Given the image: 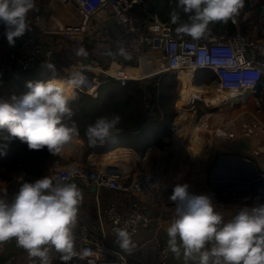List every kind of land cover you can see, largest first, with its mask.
I'll list each match as a JSON object with an SVG mask.
<instances>
[{"label":"built area","instance_id":"1","mask_svg":"<svg viewBox=\"0 0 264 264\" xmlns=\"http://www.w3.org/2000/svg\"><path fill=\"white\" fill-rule=\"evenodd\" d=\"M56 4L55 11L38 13L35 20L45 34H54L70 42L85 40L104 42L113 45L110 66L104 67L98 60L78 62L67 71L69 78L73 73H80L85 83L74 88L75 98L89 95L97 99L99 90L109 80L126 86L129 81L152 80L166 75L189 74L193 84L199 73L213 75L215 87L208 86L205 91L218 90L233 94L226 105H231L243 97L252 96L258 101L264 86V6L263 17L245 36L240 31L231 36L217 35L211 31L199 38L179 33L171 24L162 22L157 13L149 14L148 19L140 23L132 16V11L145 5L144 0H51ZM147 9L149 5H146ZM243 8L234 24L238 29L241 24ZM248 16V15H247ZM244 17V20L246 17ZM124 49L130 58L119 54ZM55 58L54 49L48 47L33 34L22 37L5 55H0V84L9 76L18 77L33 70L40 62L48 63ZM118 66L110 72L112 65ZM138 68L146 72L143 76H129L127 68ZM67 80V79H66ZM179 83H181L178 80ZM225 105V106H226ZM177 121L172 123V139L183 134ZM251 134L247 128L245 133ZM232 132L223 127H216L213 135L217 139H237L243 133ZM240 135V136H239ZM76 140H78L76 138ZM78 149H70L78 156L83 152V143ZM68 147V148H69ZM126 152L130 153V150ZM264 153V150H260ZM103 160L93 154H87L85 161L70 159L66 164L57 162L51 167L49 177L60 181H73L96 185L97 191L121 192L131 199L122 212L118 205L108 202L100 210L109 233L82 223L75 232V241L79 245V261L73 258L66 264H137L135 254L145 246L140 237L160 225L170 223L174 214V204L169 200L173 188L167 187L162 179L160 167L154 160L140 167L130 154ZM9 157L0 155V171H10ZM194 194H208L213 200L218 196L215 190L204 191L189 188ZM226 194V193H225ZM236 199L249 201L252 194ZM243 206H238L241 208ZM237 208V209H238ZM127 229L136 247L131 253L124 252L116 243L115 230ZM2 244H0L1 246ZM171 251L168 246L159 248L155 264H169ZM14 259L7 257L1 264H13ZM65 264V261H64Z\"/></svg>","mask_w":264,"mask_h":264},{"label":"clouds","instance_id":"2","mask_svg":"<svg viewBox=\"0 0 264 264\" xmlns=\"http://www.w3.org/2000/svg\"><path fill=\"white\" fill-rule=\"evenodd\" d=\"M245 0H177L187 14L180 21L175 11L172 23L177 32L193 39L203 37L215 23L236 22ZM36 7L35 0H0V24L10 45L29 30L27 15ZM83 48L76 55H86ZM119 54L130 58L124 49ZM54 71V65L47 64ZM67 85L79 88L85 83L80 73H73ZM28 91L0 99V130L3 141L18 138L29 150L47 148L56 155L71 146L79 129L71 121L74 111L63 83L53 78L27 83ZM119 115L102 116L89 124L85 135L95 147L111 138L120 123ZM7 143L0 144V155H6ZM169 200L174 214L166 228L168 249L177 257L183 254L185 264H264V203L245 205L225 219L217 210L213 197L194 194L188 184H176ZM83 193L75 183L47 175L34 182H22L11 201L0 198V244L15 240L30 258L39 264H51L54 250L65 261L75 251V229ZM116 243L124 252L136 247L127 229L115 230Z\"/></svg>","mask_w":264,"mask_h":264},{"label":"crops","instance_id":"3","mask_svg":"<svg viewBox=\"0 0 264 264\" xmlns=\"http://www.w3.org/2000/svg\"><path fill=\"white\" fill-rule=\"evenodd\" d=\"M35 3L36 7L29 11L27 15V23L31 22L30 12L36 10L37 13L41 11L54 12L57 6L54 4V1L51 0H35ZM4 32V26H1L0 24V40L3 37V42L0 44V55L2 56L7 54L13 46L8 43ZM20 39L21 38H16L15 44ZM110 70L114 72L116 71L113 66ZM127 73L132 77H135L138 74V70L129 69ZM141 73L145 74L143 71H141ZM191 84L194 85L193 82H191ZM208 86L215 87V81L211 85H201L200 87L205 90ZM193 87L196 88L198 86L195 84ZM215 93L220 94V97L222 96L219 92H213L212 94ZM260 98L261 99L258 101L255 97L249 95L237 100V104L232 103L231 105H226L225 109L222 111L224 118L220 120L216 119L213 124L210 121L208 124L210 129L223 127L232 132L238 131L239 133H243L241 137L248 136L251 139L252 144V149L248 152L242 151L239 148V140L241 137L237 139H217L213 135V142L211 141V146L209 148L206 147L208 149H205L204 157L193 158L181 149V147L186 149V146H190L188 136H186L185 139L179 137L172 139L171 124L170 135L163 139V143L160 146L147 149L143 153V156H141L142 153L140 154L132 148H117L104 154H91H94L98 160L102 157H106L108 154H113L112 152L116 153L119 151L118 149L125 150L123 152L126 154L129 153L126 151L130 150L129 154L134 158L138 169H140L141 165L145 166L146 163H148L146 160L148 159V155L152 153V158L155 159V163L157 162V165L160 167L162 179L167 187L186 183L189 185V188L197 187L204 191H209L211 189L217 191L218 196L213 202L216 204L217 210L223 212L224 217L227 220L239 210L238 206L252 205L256 201L264 203V153L260 152V150H264V86ZM191 107L187 106L184 108L189 110ZM229 111L234 112L235 116L230 117L228 115ZM194 118L195 115H193L191 125L194 122ZM247 128L252 131L251 134L248 132L245 133ZM0 133L7 135L6 130H0ZM4 135H0V137H3ZM12 140L3 141L0 139V144L7 143L8 145L6 155L2 156L4 158L9 157V160L13 150ZM66 150L68 151V148L57 154V156L63 160L65 158ZM82 153H84V151ZM9 167L11 169L8 173L0 171V197L15 184H20L27 180H32V182L37 180L31 177L21 165L14 166L9 161ZM67 182L75 183L83 193V202L79 209L78 223L75 232H77L81 224L85 222L97 229L101 228L100 225L103 223L104 232L109 233L105 219L100 216L101 208L108 202H113L118 205L122 212H124L132 199L121 192L107 190H96L95 192H91V186H89L88 183L78 182L76 180ZM235 194L239 196L252 194V197L249 201H244L242 199H236ZM7 200L11 201V199ZM168 224L169 223H164L163 225L158 226L159 231L156 233L155 229L152 228L147 234H143L140 237V242L144 244L145 247L135 254L137 264L156 263V256L159 248L163 245L168 246L166 232ZM15 246L17 245L14 239L5 242L0 246V264L7 257L14 259L11 248H14ZM75 251L78 255V259L74 256L73 260L78 262L80 259L79 245L76 241ZM146 255H148L147 258ZM14 263L15 261L13 264ZM51 264H64V261L59 255L57 258H52ZM169 264H185L182 252L179 257L171 252Z\"/></svg>","mask_w":264,"mask_h":264},{"label":"trees","instance_id":"4","mask_svg":"<svg viewBox=\"0 0 264 264\" xmlns=\"http://www.w3.org/2000/svg\"><path fill=\"white\" fill-rule=\"evenodd\" d=\"M144 1L145 5L136 7L132 11V16L140 23L145 22L149 17L146 5H149L150 2L155 3L159 19L164 23L171 24L176 29L179 22L172 23L171 14L173 11L178 14L180 21L187 20V14L177 6V0ZM263 6L264 0H245L239 29L229 21L226 24H212L209 26L208 31L217 35L228 34L231 36H235L240 31L245 36H248L250 33H248L249 29L255 25H259L263 17ZM245 16L247 17L244 20ZM2 42L3 37L0 40V44ZM44 43L54 49L58 45L69 46L73 50L83 48L87 53L82 58L84 62L98 60L104 67L108 66L113 56V45L103 42L85 40L79 44L70 42L62 37H52L47 38ZM101 46L104 48L101 49ZM63 53L65 60L55 51L54 60L47 63L54 65V71L49 69L46 63L40 62L35 69L24 72L18 77H6L0 84V99H10L14 95L19 96L27 92L28 82L48 81L57 78V71L60 67L70 66L73 62L66 52ZM143 75L141 73V76ZM214 81L213 75H206L196 86L211 85ZM176 83L177 78L172 75L154 78L147 83L132 80L123 87L120 83L109 80L99 90L101 97L94 99L89 95H79L78 104L73 109L74 115L71 121L66 122L71 123L74 121L76 123L79 129V137L85 143L86 154H104L117 148H132L138 151V153H142L141 156H143V153L147 149L160 146L163 143V139L171 133V124L176 115L173 106ZM171 91H173V94L170 95L169 92ZM104 93H106L105 97H103ZM180 94L181 91L176 105L183 113L188 115L189 110H186L180 104ZM147 97H149V100ZM112 115H119L121 117V121L117 125L113 136L103 144H98L95 147L89 146L85 135L87 126L94 123L99 117H111ZM193 115L188 116L191 122L193 121ZM12 147L11 164L14 166L21 165L35 179L48 175L51 172V167L61 161L57 154L52 155L46 147L41 150H29L27 144L21 142L18 138H13ZM26 182H32V180H27ZM19 185L15 184L4 192L0 198L6 200L12 199L13 195L18 191Z\"/></svg>","mask_w":264,"mask_h":264},{"label":"rangeland","instance_id":"5","mask_svg":"<svg viewBox=\"0 0 264 264\" xmlns=\"http://www.w3.org/2000/svg\"><path fill=\"white\" fill-rule=\"evenodd\" d=\"M38 13H37V10L36 11H32L30 12V17H31V22H29V30L25 32V34L23 36H26L27 34H33L35 36H37L39 39H41L43 42H46V39L47 38H52V37H60V36H57V35H54V34H45L42 32V30L38 27L36 28L34 25H33V21L35 20V18L37 17ZM33 20V21H32ZM249 33V31H248ZM250 34V33H249ZM248 36H251V34ZM22 36V37H23ZM22 37H19V38H22ZM18 39V38H17ZM98 42V41H96ZM82 43V42H79V44ZM104 43V42H103ZM106 45V44H105ZM101 49H103L104 47L101 46L100 47ZM54 49V48H52ZM54 51H57V54L59 56H61V58L64 59V53L63 52H66L68 54V57H70L72 59V64H70V66H61L60 69L57 71V78H61V79H69V76H67V71H71V67L72 66H75L76 64H78V62H84V60H82V58L85 56V55H76V52H77V49L76 50H73L71 49L69 46H64V45H58V46H55V49ZM113 51V49H112ZM65 60V59H64ZM111 64V61L110 63L108 64L110 66ZM131 69V68H130ZM129 71V70H128ZM203 73H199L198 76H197V82L196 84H199L200 81H202L203 79ZM149 80H144V81H140V82H143V83H147ZM191 84V83H189ZM192 85V84H191ZM194 86V85H192ZM183 90H184V87L182 86L181 83L178 82L177 80V83H176V89H175V100H174V103H173V106L175 108V112H176V115L174 116V119L175 121L179 122L180 125H181V129L183 130V134L181 135H178L177 137L179 138H182V139H185L187 135H185V133L187 132L188 130V127H187V124L185 123H182L180 121V113L178 112V109H177V105H176V101L179 97V93L181 91V96L183 94ZM106 92V91H105ZM170 95L173 94V91L169 92ZM106 93H104L103 97H105ZM101 97V93H99L98 95V98ZM147 99L149 100V97H147ZM190 102L194 103L196 102V113L194 114L195 115V118H196V121H195V118H194V122L193 124L191 125V127H198V125L200 124V122L202 121L203 118H206L208 119V121L213 124L215 122V120H220L222 118H224L223 114H222V111L223 109H225V107L223 108H211L209 106H207L203 101H200V102H197V101H193V100H190ZM189 102V103H190ZM238 102L235 100L233 101V104H237ZM229 116L230 117H234L235 114L234 112H228ZM213 131L214 129H210L208 128L207 130V138L209 137L210 140H213ZM200 137H204V135H201ZM78 140H76L77 142L80 141V143L82 142L83 143V140L78 136L77 137ZM213 142V141H212ZM79 143V142H78ZM84 144V143H83ZM79 145V144H78ZM84 147H85V144H84ZM85 149L86 148H83V151L84 153L78 155L77 157L75 156V152H73L70 147L68 148V151L66 150L65 151V158L62 160L60 158V163H62V165L66 164L68 160L72 159V158H75L77 160H81V161H85L86 159V152H85ZM122 156V155H121ZM103 160H107V159H103ZM11 252H12V256L14 257V261L16 264H39V259L38 258H30L28 256V253L18 247V246H15L14 248H11ZM51 257L52 258H57L60 254L55 252L54 250L50 253ZM76 259H78V255L76 254ZM148 257V255H146V258ZM14 263V264H15Z\"/></svg>","mask_w":264,"mask_h":264},{"label":"bare ground","instance_id":"6","mask_svg":"<svg viewBox=\"0 0 264 264\" xmlns=\"http://www.w3.org/2000/svg\"><path fill=\"white\" fill-rule=\"evenodd\" d=\"M264 43V42H263ZM114 70L118 69V66H116L115 64L112 65ZM130 68H127L126 71H128ZM131 69H136L138 70V74L135 77L141 76V69L138 68H131ZM110 72H114L111 71ZM146 73V72H144ZM131 76V75H129ZM58 81H60L61 83L64 84L65 89H66V93L70 96V97H74L75 98V91L74 88L67 85V80L66 79H57ZM178 80L181 82L182 86L184 87L183 90V94L181 96V106L183 107H187V106H192L189 109V113L188 115L183 113L182 110L177 106L178 112L180 113V121L182 123L187 124L188 130L185 133V135L188 136L189 142H190V146L187 147L186 149H183V147H181V149L183 151H185V153L190 156H192L193 158H203L204 157V153H205V149H208L211 146V141L209 139V137L207 138V130L209 128V121L206 118H203L202 121L200 122V124L198 125V127H191V119L190 117L188 118V116H190L191 114H195L196 113V102L195 104L190 102V100L193 101H203L207 106L211 107V108H223L226 107L225 105L227 104L228 101H230L233 96V94H227L224 92H220L218 90H210V91H205L204 88L202 87H193L191 84V82H193L191 75L189 74H180ZM191 81V82H190ZM195 85V84H194ZM213 92H219L222 94V96L220 97V94H212ZM208 93V94H207ZM98 97V96H97ZM74 100V99H73ZM190 102V103H189ZM0 135H4V134H0ZM201 135H204V137H200ZM206 144V145H205ZM72 149H78L79 145H76L75 143H73L71 145ZM208 147V148H206ZM126 154L123 151H118L116 153L113 154H108L106 155V157H104L105 159L108 158H114V157H118L121 155ZM153 154L150 153L148 155V159L146 160L147 162L155 160L154 158H152ZM122 157H126V156H122Z\"/></svg>","mask_w":264,"mask_h":264},{"label":"water","instance_id":"7","mask_svg":"<svg viewBox=\"0 0 264 264\" xmlns=\"http://www.w3.org/2000/svg\"><path fill=\"white\" fill-rule=\"evenodd\" d=\"M147 12L151 15L157 13V7L154 2H150ZM33 25L36 28H38V22L36 20L33 21ZM77 104H78V98H75L74 100L71 101L70 106L72 107V109H74L77 106ZM239 144H240L239 148L242 151L248 152L251 151L252 149L251 139L248 136L241 137L239 140ZM96 190H97L96 185H91V192H95Z\"/></svg>","mask_w":264,"mask_h":264}]
</instances>
